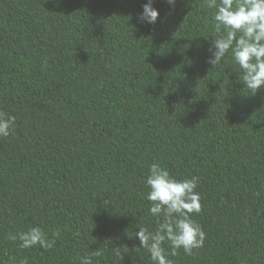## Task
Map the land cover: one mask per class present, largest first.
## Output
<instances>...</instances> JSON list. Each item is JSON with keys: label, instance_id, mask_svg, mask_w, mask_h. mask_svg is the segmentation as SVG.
I'll list each match as a JSON object with an SVG mask.
<instances>
[{"label": "trees", "instance_id": "obj_1", "mask_svg": "<svg viewBox=\"0 0 264 264\" xmlns=\"http://www.w3.org/2000/svg\"><path fill=\"white\" fill-rule=\"evenodd\" d=\"M145 3L0 0V264H153L130 235L158 227L153 163L199 177L206 239L173 264H264V88L208 63L207 0H155V24ZM33 226L51 248L6 238Z\"/></svg>", "mask_w": 264, "mask_h": 264}, {"label": "clouds", "instance_id": "obj_2", "mask_svg": "<svg viewBox=\"0 0 264 264\" xmlns=\"http://www.w3.org/2000/svg\"><path fill=\"white\" fill-rule=\"evenodd\" d=\"M174 8L177 0H165ZM155 0H147L140 13L141 22L155 24L160 11L154 7ZM207 6L214 9L212 20L215 32L209 52L208 63L219 65L231 52L235 63L242 70L241 81L252 94L264 88V0H207ZM237 70L240 74V71ZM16 117L0 110V137H8L14 131ZM199 177L177 179L160 163L150 165L146 184L150 191L147 199L152 202L149 212L156 217L158 227L150 231L139 226L133 234L140 246L147 249L153 264H173L169 254L175 256L183 249L191 254L193 249L203 247L206 233L194 219L201 212V196L197 191ZM10 241H19V247L29 249L39 245L51 248L54 241L40 226H33L19 233H10ZM170 248L166 251L164 245ZM119 254V250H117ZM100 251H94L81 257V264H93L92 257H99ZM20 264H27V259Z\"/></svg>", "mask_w": 264, "mask_h": 264}]
</instances>
